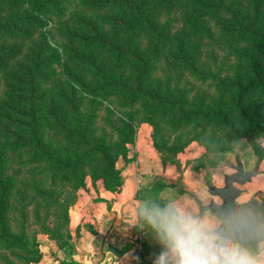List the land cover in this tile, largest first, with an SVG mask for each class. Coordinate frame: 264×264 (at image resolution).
<instances>
[{
  "label": "rangeland",
  "instance_id": "obj_1",
  "mask_svg": "<svg viewBox=\"0 0 264 264\" xmlns=\"http://www.w3.org/2000/svg\"><path fill=\"white\" fill-rule=\"evenodd\" d=\"M84 1H61L62 14H52L49 26L38 28L34 36L35 41L45 43L44 57L54 51L59 54L58 61L46 65L52 75L44 77L41 85L50 112L62 101L64 90H71L63 67L75 64L67 54L73 41L58 30L56 23L59 19L72 21L81 15L93 16V9L84 6ZM227 1L241 11L247 22L255 15L250 0ZM159 15L161 20L171 24L173 34H191L190 51L195 54V65L202 76L164 56L156 62L148 82L155 85L160 81L168 96L184 98L187 109H196L202 103L206 114L213 115L222 108L237 125L250 128L233 107L235 93L220 84L244 79L250 69L249 63L238 54L247 48V39L236 38L221 26L229 14H207L196 19L189 6L181 5L164 8ZM261 15L260 22L264 24V11ZM26 47L24 53L28 54L30 46ZM148 47L149 41L145 38L141 48L148 51ZM98 53L102 55L101 50ZM102 58L105 59V55ZM78 99L82 109L96 111L98 134L106 133L117 140L120 128L126 123L133 125L134 134L127 142L128 159L120 155L117 163L122 176L120 190H108L102 177L93 181L89 174L76 189L71 185L73 178L56 184L46 165L33 160L35 153L31 148L8 151L4 173L18 180L9 200L10 225L32 251L28 252L29 257L42 258L40 263L26 262L20 258L22 248L9 249L0 244V264H156L165 249L142 212L176 202L199 216V206L192 193L204 204L212 199L221 202L209 192V186L225 184V175L235 171L237 157L243 160L247 170L253 169L260 159L246 134L228 136L225 126H218L203 116L189 124H175L178 114L174 110L152 116L144 112L140 103L127 104L119 93L91 98L79 91ZM248 101L251 111L264 115V93H254ZM45 130L46 139L57 138L60 143L64 142L48 127ZM215 139L221 145H230L234 151L209 150ZM0 141L4 142V137L0 136ZM256 142L264 146V128L257 134ZM260 169L252 181L241 185L244 191L238 201H264V158ZM36 187L47 189L53 200L41 197ZM112 209H120L132 223L117 224L106 230L105 235H99L100 218ZM206 213L210 221L218 219L213 212ZM43 224L56 230L60 228L63 238L59 241L58 237L51 236ZM105 259L107 262L103 263Z\"/></svg>",
  "mask_w": 264,
  "mask_h": 264
},
{
  "label": "trees",
  "instance_id": "obj_2",
  "mask_svg": "<svg viewBox=\"0 0 264 264\" xmlns=\"http://www.w3.org/2000/svg\"><path fill=\"white\" fill-rule=\"evenodd\" d=\"M61 1L0 0V136L4 137V142L0 141V244L9 249L22 248L20 258L26 262H39L42 257H29L32 251L10 225L9 200L18 180L4 173L8 151L31 148L33 160L46 165L56 184L73 178L71 185L76 189L89 174L93 181L102 177L113 192L122 185L117 163L120 155L128 159L127 142L134 134L133 125L126 123L120 128L117 140L106 133L98 134L97 113L82 109L79 91L91 98L119 93L127 104L140 103L144 112L152 116L174 110L178 114L175 124H189L203 116L225 126L228 136L246 134L261 162L264 158V146L256 142L264 128V115L251 111L248 101L252 94L264 93V24L260 22L264 0H250L255 15L249 22L227 0H85L84 6L93 9V16L59 19L56 23L58 30L73 41L67 54L75 64L63 67L71 90H64L62 101L50 112L41 85L44 77L52 75L46 65L58 61L59 54L54 51L44 57L45 43L35 41L34 36L38 28L49 26L52 14H62ZM181 5L189 6L196 19L207 14H229L221 26L236 38L247 39V48L238 51L249 63L247 75L232 84H220L235 93L233 107L250 128L237 125L222 108L213 115L206 114L202 103L196 109H187L184 98L168 96L160 81L155 85L148 82L156 62L164 56L202 76L195 65V54L190 51L191 34H173L171 24L159 15L164 8ZM145 38L149 41L148 51L141 48ZM26 46H30L28 54L24 53ZM46 127L64 142L46 139ZM209 150L234 151L216 139ZM35 191L45 199L51 198L47 189L36 187ZM43 228L59 241L63 238L60 228L46 224Z\"/></svg>",
  "mask_w": 264,
  "mask_h": 264
},
{
  "label": "clouds",
  "instance_id": "obj_3",
  "mask_svg": "<svg viewBox=\"0 0 264 264\" xmlns=\"http://www.w3.org/2000/svg\"><path fill=\"white\" fill-rule=\"evenodd\" d=\"M142 215L165 249L156 264H264V224L251 209H230L224 231L176 202L145 209ZM244 229L258 238L250 244L237 241L236 232Z\"/></svg>",
  "mask_w": 264,
  "mask_h": 264
},
{
  "label": "water",
  "instance_id": "obj_4",
  "mask_svg": "<svg viewBox=\"0 0 264 264\" xmlns=\"http://www.w3.org/2000/svg\"><path fill=\"white\" fill-rule=\"evenodd\" d=\"M234 165L235 171L225 175V184L223 186L210 185L209 192L213 196H218L221 202L215 199L210 200L209 203L204 204L197 194L192 196L199 206V217L202 218L208 211L213 212L219 219L218 231L225 230L226 213L230 209H251L253 210L256 219L259 223L264 224V201L252 199L248 201H238V198L243 194L241 185L252 181V179L261 172V159L258 160L253 169L247 170L244 162L240 157L236 159ZM241 243H249L258 238V234L254 231L244 229L237 231L234 237Z\"/></svg>",
  "mask_w": 264,
  "mask_h": 264
},
{
  "label": "crops",
  "instance_id": "obj_5",
  "mask_svg": "<svg viewBox=\"0 0 264 264\" xmlns=\"http://www.w3.org/2000/svg\"><path fill=\"white\" fill-rule=\"evenodd\" d=\"M111 196H115V195L111 194ZM109 198L112 199V197H109ZM112 210L108 211L107 215L102 216L100 218V221L98 224L99 225V235H101V234L105 235L107 233V232H105L106 230L108 231L112 227H115L117 224H121L123 226L125 224H131L132 223V220L128 219L127 217H125V215L121 214L120 209H112ZM197 214H199V212H197ZM206 214L207 213H205L202 218L209 217V215H206ZM211 222H213L217 225L220 224V221H218V219H216V218H212ZM106 239H109V238L106 237ZM105 262H107L106 259L103 260V263H105Z\"/></svg>",
  "mask_w": 264,
  "mask_h": 264
}]
</instances>
